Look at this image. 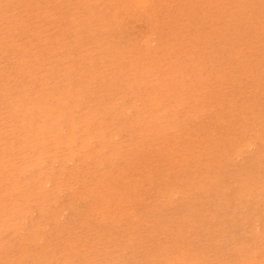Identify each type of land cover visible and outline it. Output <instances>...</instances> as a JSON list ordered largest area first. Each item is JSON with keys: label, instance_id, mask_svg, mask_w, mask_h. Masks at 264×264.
Listing matches in <instances>:
<instances>
[{"label": "rangeland", "instance_id": "1", "mask_svg": "<svg viewBox=\"0 0 264 264\" xmlns=\"http://www.w3.org/2000/svg\"><path fill=\"white\" fill-rule=\"evenodd\" d=\"M202 263L264 264V0H0V264Z\"/></svg>", "mask_w": 264, "mask_h": 264}, {"label": "bare ground", "instance_id": "2", "mask_svg": "<svg viewBox=\"0 0 264 264\" xmlns=\"http://www.w3.org/2000/svg\"><path fill=\"white\" fill-rule=\"evenodd\" d=\"M155 3V2H154ZM168 3V2H167ZM153 4V3H152ZM149 6V5H148ZM218 6V5H217ZM152 8V7H151ZM219 8V7H218ZM241 11V10H240ZM154 12V11H153ZM157 12V11H156ZM116 17V16H115ZM109 21V20H108ZM111 21V20H110ZM197 26V25H196ZM155 30H156V28H155ZM160 33V32H159ZM218 33V32H217ZM186 34V33H185ZM156 35V34H155ZM153 37V36H152ZM167 38V37H166ZM169 39V38H168ZM244 40V39H243ZM152 41V40H151ZM157 42V41H156ZM170 43V42H169ZM176 43V42H175ZM250 46V45H249ZM218 48V47H217ZM251 48V47H250ZM213 50V49H212ZM154 51V50H153ZM158 51V50H157ZM207 51V50H206ZM124 52V51H123ZM144 52V51H143ZM205 52V51H204ZM156 54V53H155ZM182 54V53H181ZM148 55V54H147ZM177 55V54H176ZM189 55V54H188ZM210 55V54H209ZM190 56V55H189ZM193 56V55H192ZM162 57V56H161ZM179 57V56H178ZM150 59V58H149ZM158 59V58H157ZM136 61V60H135ZM134 62V61H133ZM150 62V61H149ZM204 62V61H203ZM157 63V62H156ZM135 64V63H134ZM149 64H151V63H149ZM159 64H161V63H159ZM158 64V65H159ZM144 65H145V63H144ZM155 65V64H154ZM153 65V66H154ZM150 68V67H149ZM181 68V67H180ZM145 70V69H144ZM146 72V71H145ZM227 74V73H226ZM204 80H206V79H204ZM206 83H208V82H206ZM126 93H128V92H126ZM185 93V92H184ZM139 96V95H138ZM183 97V96H182ZM69 101V100H68ZM130 103V102H129ZM77 109V108H76ZM177 110V109H176ZM74 111V110H73ZM59 113V112H58ZM63 126V125H62ZM75 135V134H74ZM193 152V151H192ZM67 159V158H66ZM75 166V165H74ZM28 169V168H27ZM76 170V169H75ZM121 170V169H120ZM49 176V175H48ZM201 176V175H200ZM12 177V176H11ZM44 183V182H43ZM48 185V184H47ZM172 191V190H171ZM134 195V194H133ZM255 195V194H254ZM257 195V194H256ZM59 196V195H58ZM173 197V196H172ZM167 198V197H166ZM119 200V199H118ZM134 201V200H133ZM132 202V201H131ZM129 203V202H128ZM134 203V202H133ZM122 204V203H121ZM114 205V204H113ZM116 205V204H115ZM114 205V206H115ZM118 205H119V203H118ZM130 205V204H129ZM105 207V206H104ZM117 209V208H116ZM105 210V209H104ZM103 210V211H104ZM108 212V211H107ZM60 213V212H59ZM120 213V212H119ZM130 213V212H129ZM119 215V214H118ZM118 218V217H117ZM122 218V217H121ZM125 218V217H124ZM103 219V218H102ZM189 226V225H188ZM191 226V225H190ZM165 246V245H164ZM41 250V249H40ZM170 262V261H169ZM177 262V261H176ZM197 262V261H196ZM249 263V262H248ZM254 263V262H253ZM203 264V263H202Z\"/></svg>", "mask_w": 264, "mask_h": 264}]
</instances>
